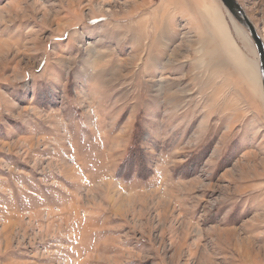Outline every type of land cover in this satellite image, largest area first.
I'll list each match as a JSON object with an SVG mask.
<instances>
[{
    "label": "rangeland",
    "instance_id": "rangeland-1",
    "mask_svg": "<svg viewBox=\"0 0 264 264\" xmlns=\"http://www.w3.org/2000/svg\"><path fill=\"white\" fill-rule=\"evenodd\" d=\"M0 264H264L259 59L222 0H0Z\"/></svg>",
    "mask_w": 264,
    "mask_h": 264
},
{
    "label": "water",
    "instance_id": "water-1",
    "mask_svg": "<svg viewBox=\"0 0 264 264\" xmlns=\"http://www.w3.org/2000/svg\"><path fill=\"white\" fill-rule=\"evenodd\" d=\"M222 2L236 22L248 33L249 38L252 40L256 48L264 93V40L259 34L257 27L248 16L245 8L238 0H222Z\"/></svg>",
    "mask_w": 264,
    "mask_h": 264
},
{
    "label": "bare ground",
    "instance_id": "bare-ground-1",
    "mask_svg": "<svg viewBox=\"0 0 264 264\" xmlns=\"http://www.w3.org/2000/svg\"><path fill=\"white\" fill-rule=\"evenodd\" d=\"M220 29V28H219Z\"/></svg>",
    "mask_w": 264,
    "mask_h": 264
}]
</instances>
